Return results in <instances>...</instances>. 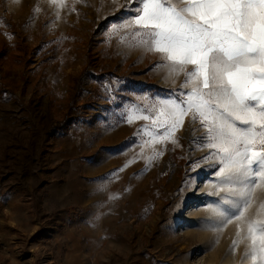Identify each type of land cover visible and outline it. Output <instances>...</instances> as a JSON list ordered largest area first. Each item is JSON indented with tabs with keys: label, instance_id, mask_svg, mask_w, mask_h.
Segmentation results:
<instances>
[{
	"label": "rangeland",
	"instance_id": "374dc122",
	"mask_svg": "<svg viewBox=\"0 0 264 264\" xmlns=\"http://www.w3.org/2000/svg\"><path fill=\"white\" fill-rule=\"evenodd\" d=\"M135 18L134 0H0V264H264L246 255L264 180L216 215L242 185L195 108L166 103L191 85Z\"/></svg>",
	"mask_w": 264,
	"mask_h": 264
},
{
	"label": "snow or ice",
	"instance_id": "6c2138e0",
	"mask_svg": "<svg viewBox=\"0 0 264 264\" xmlns=\"http://www.w3.org/2000/svg\"><path fill=\"white\" fill-rule=\"evenodd\" d=\"M134 3L136 18L120 27L138 26L140 46L161 54L167 67L183 73L182 87L191 85L186 99L166 103L181 113L195 108L193 120L198 114L207 128L206 146L217 150L214 156L223 165L218 169L221 183L242 185L238 191L229 189L240 198L232 202L231 216L225 215L230 210L216 215L224 223L232 216L240 219L257 178L264 180V147L253 151L257 135L264 143V0ZM248 237L251 251L246 255L264 261V221L249 224Z\"/></svg>",
	"mask_w": 264,
	"mask_h": 264
}]
</instances>
